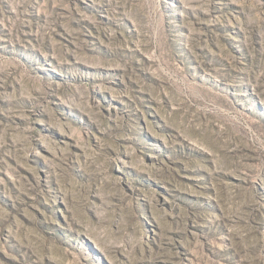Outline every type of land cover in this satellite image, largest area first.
I'll list each match as a JSON object with an SVG mask.
<instances>
[{
  "label": "rangeland",
  "instance_id": "rangeland-1",
  "mask_svg": "<svg viewBox=\"0 0 264 264\" xmlns=\"http://www.w3.org/2000/svg\"><path fill=\"white\" fill-rule=\"evenodd\" d=\"M0 264H264V0H0Z\"/></svg>",
  "mask_w": 264,
  "mask_h": 264
}]
</instances>
